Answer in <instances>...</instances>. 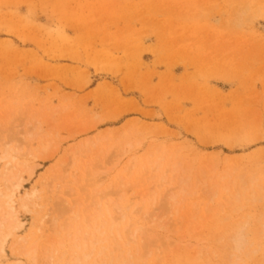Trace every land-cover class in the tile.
I'll use <instances>...</instances> for the list:
<instances>
[{
  "label": "rangeland",
  "instance_id": "1",
  "mask_svg": "<svg viewBox=\"0 0 264 264\" xmlns=\"http://www.w3.org/2000/svg\"><path fill=\"white\" fill-rule=\"evenodd\" d=\"M263 27L264 0H0V153L22 146L21 154L30 148L35 155L29 161L34 174L23 175L20 193H30L65 159L67 170L71 163L88 164L93 172L107 166L112 171L102 173L110 176L132 158L164 154L183 165L194 160L190 190L197 194L185 198L187 214L167 217L173 232H158L164 241L152 243L147 257L145 249L137 255L143 264H205L202 244L216 212H263L264 197L256 195L215 209L214 217L198 210L192 212L196 220H185L189 206L202 202L200 187L194 189L196 170L214 162L216 172L249 170L264 178ZM28 130L51 142L45 154ZM133 183L139 188L128 186L124 194L138 203L134 195L147 185ZM147 183L152 190L154 183ZM53 206L42 214L34 209L38 216L19 211L24 228L18 235L37 229L40 219L48 223L56 216L49 215ZM44 226L46 235L49 224ZM252 228L259 230L256 223ZM167 237L178 244L170 246ZM258 239L264 246V237ZM131 247L125 252L135 256ZM67 251L59 249L55 257ZM193 253L198 257L191 259Z\"/></svg>",
  "mask_w": 264,
  "mask_h": 264
},
{
  "label": "bare ground",
  "instance_id": "2",
  "mask_svg": "<svg viewBox=\"0 0 264 264\" xmlns=\"http://www.w3.org/2000/svg\"><path fill=\"white\" fill-rule=\"evenodd\" d=\"M32 132L27 133L30 141L38 139L39 135L38 132L35 134ZM17 135L21 134L17 132ZM50 143L44 137H39L37 142L40 151L44 154L49 149ZM87 145H90V140L84 145L74 148L70 152V156L75 157L76 153L82 151V147ZM21 148L22 146H17L5 149L0 153V261H7L6 264H38L39 258L43 264H133V262L130 263V260L143 264L145 260L142 258L145 254L144 257L148 256L147 252L150 247L154 248V242L161 241V234L158 232H167L166 234H168V231L172 230L169 227V222L173 221L167 217L177 216L181 212H183V216L187 212L184 208L185 198L197 194L196 191L190 190L191 177L195 173V169H193L195 161L193 160L190 165H183L177 160L172 162L166 160L164 154L160 157L150 155L146 161L132 158L114 176L107 173L104 175L103 171L108 172L105 169L107 166H104L99 170L104 177H100L97 169L96 172L92 171L94 169L92 167L89 169L90 165L88 164L75 166L71 163L69 165L73 167H69L70 169L67 170L69 159L67 161L65 159L50 170L51 174L40 179L30 193L21 194L20 190L24 183L23 175H27L28 179L31 178L35 168L29 165V161L35 159L32 150L27 146L25 148L29 149L21 154ZM125 154L126 152L123 150V155ZM49 157L51 158L52 155ZM211 165H214V162ZM211 165H209L210 168L206 165L200 170H196L198 171L197 178L194 176L196 180L194 181L195 187L193 186L194 189L200 187L203 196L208 197V202H204L205 197L200 195L202 202L199 205L189 206L191 209L188 212V217L185 216L186 222L189 219L191 221L192 217L196 220L197 216L195 215V218L192 212L197 213L198 210L200 216L204 213L208 216L214 214V217L215 209L220 210L225 204L230 207L233 201H246L248 197L254 199L256 195L259 198L264 197V178H260V180L255 171L248 170L246 173H239L237 170L226 168L216 172L214 171L215 166L211 168ZM174 180L177 181L176 185L179 190H176L177 187L174 189ZM139 181L140 184L145 182L144 185L147 186H149L147 182H150L151 185L154 183L152 186L154 190L152 187L153 191L147 190V186L145 188L141 184L140 192L137 191L134 195L140 201L133 203L124 192L130 186L129 182L137 184ZM138 186V184L134 187L132 185L133 188H139ZM132 187L128 188L133 189ZM142 189L147 191L141 193ZM39 200L42 201L41 204L34 202ZM50 202L54 206L52 210L49 209L51 211L49 215L56 214V216H51L49 222L45 223L49 224L48 234L45 235L44 231L45 220L40 219L37 229L29 231L26 236H19L18 234L24 228V224L18 216L19 211L36 215L42 214L48 210ZM243 207L242 205L241 209ZM34 209H39L40 213ZM239 210L233 208L231 214L216 212L218 220H215V225L209 228L212 234L205 240L203 238L205 244L202 245L205 246L206 254H208L205 264H210L211 259L224 260L220 264H264V246L258 239L260 236L264 237V205L263 212L256 217L250 214L241 215ZM204 218L203 220H206ZM199 220L201 221V219ZM218 222L222 223L217 226ZM201 223L203 222L201 221ZM223 223L227 224L223 226ZM255 223L259 226L257 232L254 231L255 228H252L255 227ZM193 225L191 223L188 226V233L193 229ZM171 226L174 225L171 224ZM175 232L171 235H174ZM170 238L167 237L166 241L168 242ZM170 240L169 245L171 244ZM54 243L57 244V250H54ZM152 243L154 245L151 246ZM174 243L178 244L177 241ZM186 244L187 247H190L188 243ZM130 245L136 251L135 256L134 253L130 254L129 250L125 252L127 248L131 247ZM162 245L159 242L157 249L165 248L166 245ZM7 247L10 255L6 252ZM65 248H68V251L61 252L62 255L56 258L55 251L58 252L59 249ZM141 249H145L146 253L143 251V256L142 254L138 256ZM164 250H161V253L166 252V249ZM226 252L230 253L226 255ZM10 257L13 260L8 261ZM197 257V254L194 253L190 256L191 259Z\"/></svg>",
  "mask_w": 264,
  "mask_h": 264
}]
</instances>
